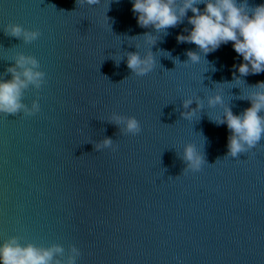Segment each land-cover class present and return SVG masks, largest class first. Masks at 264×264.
Segmentation results:
<instances>
[{"label":"water","instance_id":"95a60500","mask_svg":"<svg viewBox=\"0 0 264 264\" xmlns=\"http://www.w3.org/2000/svg\"><path fill=\"white\" fill-rule=\"evenodd\" d=\"M191 15L165 35L137 25L131 0H0V79H11L19 55L44 74L21 98L39 112L0 115V242L59 245L61 261L75 246L76 264H264V137L227 156L230 132L215 122L223 108L208 104L220 94L242 113L264 73L237 83L231 42L207 55L178 43ZM9 24L40 35L26 43L4 31ZM188 51L200 63L182 64ZM130 52H150L152 70L132 74ZM113 114L134 117L139 133H124ZM105 139L113 146L97 149ZM187 144L203 157L198 171L187 170Z\"/></svg>","mask_w":264,"mask_h":264},{"label":"clouds","instance_id":"9594fccd","mask_svg":"<svg viewBox=\"0 0 264 264\" xmlns=\"http://www.w3.org/2000/svg\"><path fill=\"white\" fill-rule=\"evenodd\" d=\"M112 2L119 3L120 0ZM77 3L93 6L99 4L100 0H76ZM200 4H203V9L198 7ZM131 11L139 27L151 26L156 32L165 35L168 28L181 23L190 11L192 15L188 17L187 23L191 28L185 29L187 35H177L178 43L194 44L200 53L207 55L222 44L231 42L232 49L241 58L239 64L232 65V77L237 83L240 82V77L264 73V3L249 7L248 0H131ZM4 31L13 37H22L26 43L36 40L40 35L38 31L26 30L18 24L6 25ZM145 42L153 45L155 38L145 34ZM186 56L188 59L182 64H197L201 61V55L196 52L188 51ZM154 64L155 60L150 52L143 58L136 52L127 54V68L137 76L150 72ZM37 67L36 59L19 55L15 65L6 70L11 74V79H0V115L23 113L25 116H32L39 112L38 101H33L31 108L21 102L24 89L29 85L39 88L43 82L44 74L36 71ZM212 70H216L214 66ZM247 98L250 107L238 115L223 106L220 94L208 98L209 106L219 105L223 108L222 118L217 116L215 122L226 125L230 132L226 143L229 157L248 152L264 137V116L260 115L264 112V81H258ZM192 103V99H186L183 107L188 108ZM196 103V109L182 113L185 119L196 116L202 107L198 100ZM110 120L118 126L123 125L124 133L136 135L140 131L139 123L134 117L113 114ZM112 146V141L105 139L96 148ZM183 158L187 161V170L191 171H198L204 162L202 155L192 144L185 146ZM63 254L64 249L59 245L48 248L36 247L31 243L21 245L16 237L0 242V264H76L80 251L72 246L63 261L54 260L55 256Z\"/></svg>","mask_w":264,"mask_h":264}]
</instances>
